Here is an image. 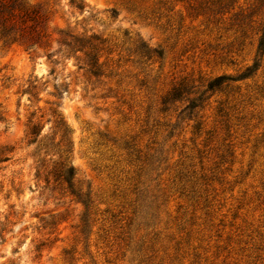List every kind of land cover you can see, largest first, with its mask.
<instances>
[{
  "label": "rangeland",
  "instance_id": "obj_1",
  "mask_svg": "<svg viewBox=\"0 0 264 264\" xmlns=\"http://www.w3.org/2000/svg\"><path fill=\"white\" fill-rule=\"evenodd\" d=\"M25 1L50 50L0 34V264H264V0ZM67 26L106 40L99 80L49 61ZM55 107L86 214L36 178Z\"/></svg>",
  "mask_w": 264,
  "mask_h": 264
},
{
  "label": "trees",
  "instance_id": "obj_2",
  "mask_svg": "<svg viewBox=\"0 0 264 264\" xmlns=\"http://www.w3.org/2000/svg\"><path fill=\"white\" fill-rule=\"evenodd\" d=\"M71 6L76 8L79 13H84L85 4L81 0H71ZM46 16L37 8L30 6L25 0H0V34L4 39H20L29 47L39 45L40 48L50 50L48 34L45 32ZM59 38L57 40L58 49L47 52L49 61L53 64L58 63L54 56L60 55L64 59L75 57L79 67L85 69L89 77L99 80L105 75V62L101 58L105 52L106 40L100 34L84 29L79 31L75 27L67 26L57 30ZM258 55L264 54V26L261 29L257 45ZM258 61L248 66L237 79L246 78L258 69ZM54 71V70H53ZM225 76L217 78L220 84ZM28 91H24L27 93ZM52 104H57L52 102ZM54 123V134H46L41 138V130L37 131V124L30 120L26 136L30 137L28 145L36 146V178L40 181L45 179L50 182L51 175L55 181L66 184V188L71 195L76 196L78 202L84 204L88 212L91 198L89 191H82L76 185V168L70 160L72 152L71 131L63 119L57 107L52 108ZM2 119L0 115V120ZM58 137V140L56 138ZM7 148L0 147V163L7 161L10 157L6 154ZM55 156H58L56 159ZM86 221V219H84Z\"/></svg>",
  "mask_w": 264,
  "mask_h": 264
}]
</instances>
